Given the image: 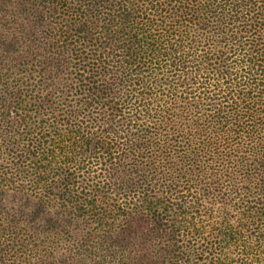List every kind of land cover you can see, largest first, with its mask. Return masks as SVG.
<instances>
[{"label":"trees","instance_id":"16d2710c","mask_svg":"<svg viewBox=\"0 0 264 264\" xmlns=\"http://www.w3.org/2000/svg\"><path fill=\"white\" fill-rule=\"evenodd\" d=\"M0 264H264V0H0Z\"/></svg>","mask_w":264,"mask_h":264}]
</instances>
